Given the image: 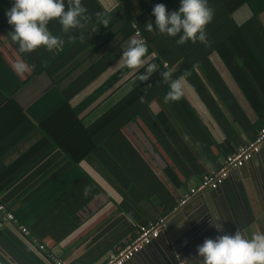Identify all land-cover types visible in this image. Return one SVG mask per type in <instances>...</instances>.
I'll return each mask as SVG.
<instances>
[{"label": "crops", "instance_id": "crops-1", "mask_svg": "<svg viewBox=\"0 0 264 264\" xmlns=\"http://www.w3.org/2000/svg\"><path fill=\"white\" fill-rule=\"evenodd\" d=\"M80 1L87 7L99 4L106 12L120 4L118 0ZM69 2L66 0V4ZM124 3L133 13L139 11L136 0H124ZM88 9L92 17L93 11ZM232 17L235 26L246 22L250 28L217 31L209 40L213 44L209 47L212 51L201 61L192 63L187 75L179 78L183 96L211 136L208 147L218 165L206 155L189 130L164 114L157 100L151 101L118 131H107L103 144L96 148L90 139H82L78 136L80 133L73 134L66 146L79 155L77 164L83 173H76L72 181L66 182L60 176L72 165L71 161L61 156L55 146L43 153L44 144H47L43 140L31 147L38 138L28 137L18 143L7 159L11 163L25 153L0 175V198L6 203L23 204L41 189L50 186L52 191L27 217L26 224L9 221L0 227V264H104L111 252L131 242L139 225L161 217L166 219L179 206L182 194L189 187L196 185L208 170L217 168L227 154L257 134L264 125V14L258 16L257 26L263 27L259 30L253 28L254 22L249 20L251 11L246 5L236 9ZM92 27L81 37L88 39L100 30L94 24ZM81 31L73 29V35L77 37ZM0 55L8 69L14 70L18 61L24 63L14 55L11 45L1 34ZM24 64L27 70L28 65ZM17 73L25 78L22 72ZM43 81L44 85L49 82L47 88L50 80L44 73L25 84L14 103L23 106L30 102L45 89L35 90ZM97 84L95 81L89 85L84 94ZM32 90L35 92L31 93ZM11 107L9 100L0 104V119ZM55 152L57 156L49 158ZM253 157L244 164L249 171L255 168ZM21 168L16 176L14 173ZM229 175L223 184L236 212L241 214L246 210L253 219L257 235H261L260 232H264V192L259 179L253 181L248 173L238 175L237 180ZM236 187L240 201L234 190ZM207 203L211 207L209 213L200 219L182 216L170 225L169 234L178 237L182 228L188 226L195 236L202 235L205 228L211 227L213 213L222 221L225 216L223 201L217 195L210 197ZM207 203L204 200L198 206L206 209ZM181 222L182 227L177 228ZM23 227L28 233L22 231ZM222 232L212 227L209 238L211 235L215 239ZM156 242L143 247L125 264L171 263L162 239ZM40 244L43 249L39 248ZM196 249L197 246L191 250L184 247V256L173 252V257L177 263L180 259L185 264H202V258L196 257Z\"/></svg>", "mask_w": 264, "mask_h": 264}, {"label": "trees", "instance_id": "trees-1", "mask_svg": "<svg viewBox=\"0 0 264 264\" xmlns=\"http://www.w3.org/2000/svg\"><path fill=\"white\" fill-rule=\"evenodd\" d=\"M118 1L120 4L109 12L99 4L91 7L82 5L86 9V21H83L85 27L77 37L73 35V29L65 33L59 23L51 21L49 30L64 41L59 50L49 52L41 46L32 52L21 54L18 45L10 39L8 32L11 26L5 16L6 9L12 6V0H0V34L11 45L14 55L28 65V69L22 72L25 78H21L17 71L8 69L3 64L0 55V104L5 100L12 102L11 110L0 119V175L25 154L22 153L11 163L7 160L15 152L18 143L33 137L38 139L31 147L43 140L47 143L44 144L43 153L55 146L61 156L71 161L72 165L60 176L66 182L72 181L76 178V173L83 172L77 164L79 155L71 152L66 141L72 140L73 134L80 133L78 136L87 141L90 139L96 148L103 144L107 131H118L126 126L153 100L161 104L166 112L164 114L170 115L173 122L175 120L178 125L182 124L184 129L189 130L188 133L198 140L206 155L218 165L208 147L212 142L211 136L183 96L179 78L187 75L192 63L201 61L212 51L209 47L213 44L209 40L217 31L220 33L250 28L246 26V22L234 25L232 14L239 7L248 6L252 15L249 20L254 22L253 28L262 29L257 24L258 16L264 14V0H207L214 14L211 22L205 26L204 43H178L179 34L172 37L160 34L155 28L152 31L146 29L148 22H152L154 26L151 10L155 4L162 3L167 10H175L179 6V0H136L139 5L137 13H133L124 0ZM88 8L93 11L92 17ZM101 22L104 23L103 27ZM91 24L100 27V30L93 36L89 35L88 39L81 37L86 30L93 29ZM136 31L139 35L135 34ZM132 40L143 41L146 45L145 67L156 66L149 79L143 82L138 80V76L144 74L146 69H128L121 59V53ZM42 73L50 80V85L26 105L14 103L15 96L25 84H30ZM163 73H168L167 78ZM95 81H98L97 86L84 94L87 87ZM173 83L179 85L180 96L166 102L165 97L172 90ZM13 139L16 140L7 146ZM56 156L57 152L49 158ZM21 171L22 168L14 174L17 176ZM49 191H52L50 186L41 189L23 204L16 201L6 203L2 198L0 202L12 213L13 221L26 224L27 217L40 207V201L44 200Z\"/></svg>", "mask_w": 264, "mask_h": 264}, {"label": "clouds", "instance_id": "clouds-1", "mask_svg": "<svg viewBox=\"0 0 264 264\" xmlns=\"http://www.w3.org/2000/svg\"><path fill=\"white\" fill-rule=\"evenodd\" d=\"M86 9L80 0H12V6L5 11L7 23L11 26L8 32L13 43L18 45L21 54L29 53L43 46L46 51L59 50L64 41L54 36L49 30V23L55 20L61 25L63 32L85 27ZM213 9L208 6L207 0H179L175 10H167L162 3L152 7V22L146 24V29L155 28L160 34L177 36L178 43L191 41L195 43L206 42L205 26L213 18ZM147 51L143 41L132 40L127 49L121 53L123 65L128 69L138 71L141 67L146 69L139 74L138 80L143 82L149 79L155 70V65L145 67ZM26 65L17 62L14 70L23 72ZM167 78L168 73L162 74ZM171 91L166 95L165 101L176 100L180 96V87L177 83L171 85ZM218 214L210 217L211 226L217 231H223V223ZM182 227V222L177 228ZM196 257L202 258V264H264V235H255L246 238L239 231L232 234L218 235L215 239H205L197 246Z\"/></svg>", "mask_w": 264, "mask_h": 264}, {"label": "water", "instance_id": "water-1", "mask_svg": "<svg viewBox=\"0 0 264 264\" xmlns=\"http://www.w3.org/2000/svg\"><path fill=\"white\" fill-rule=\"evenodd\" d=\"M253 159L255 168H253L252 171H249V168L244 165L233 169L229 176L231 177L232 175L237 180L239 178L238 175L241 174L245 176V174L248 173L252 177L253 181H256V178L259 179L261 189L264 192V140L260 146L258 154L256 153V156H254ZM256 185H258V181ZM234 190L236 191L235 193L238 197V201H240L237 187L234 188ZM217 195L219 199L223 201L222 205L225 210V216L221 221V223H223L222 234H232L235 231H239L246 238H252L253 236L257 235L253 219L246 210H243L241 214L236 212L235 206L231 202L232 199L224 184L220 185L216 189H204L193 195L185 204L176 207V209L166 218L165 230L159 234L157 239L152 241L153 244H155L157 240L160 241L162 239V244L164 245L163 249L171 261V263L166 262L167 264H178L177 260H175L173 257L174 251L176 253H181V256H184L183 253L186 251L183 250L184 247L188 250H191L192 248H196V246L202 244L205 239H213V236L211 235L209 238V233L210 229H212V226L205 228L202 235L199 236H195L193 233H191L188 226H186L182 228V233L178 237L169 234V227L170 225L172 226L173 223L177 222L178 219L182 218V216L187 217L188 215H192L193 218L200 219L202 216L210 212L211 207H209L207 203L209 198H215ZM204 200L206 201L208 207L206 209L199 208L198 205H201L202 201Z\"/></svg>", "mask_w": 264, "mask_h": 264}, {"label": "built area", "instance_id": "built-area-1", "mask_svg": "<svg viewBox=\"0 0 264 264\" xmlns=\"http://www.w3.org/2000/svg\"><path fill=\"white\" fill-rule=\"evenodd\" d=\"M135 34L139 35V32L136 31ZM263 140L264 125L259 128L257 134H255L251 140L239 146L234 152L227 154L217 168L208 170L196 185L189 187V189L182 194L179 200V205L185 204L193 195L204 189H216L222 185L233 169L243 166L259 151ZM13 220L14 217L12 213L7 211L4 205L0 202V227L5 222ZM165 228V217H161L144 225H139L137 233L131 242L120 250L111 252L104 264H125L143 247L157 239L159 234L163 232ZM22 231L28 233V230L25 227L22 228ZM39 248L43 249V245L40 244ZM175 255L177 256V254ZM178 264L185 263L178 260Z\"/></svg>", "mask_w": 264, "mask_h": 264}, {"label": "rangeland", "instance_id": "rangeland-1", "mask_svg": "<svg viewBox=\"0 0 264 264\" xmlns=\"http://www.w3.org/2000/svg\"><path fill=\"white\" fill-rule=\"evenodd\" d=\"M44 80H47V79H44ZM41 81V80H40ZM49 82L48 81H46V83H45V85H44V81H43V83H40V86H37L36 88H35V90H37V92L39 91V90H42L43 88H45V86L48 84ZM35 90H32L31 91V93L34 91L35 92ZM30 93V92H29Z\"/></svg>", "mask_w": 264, "mask_h": 264}, {"label": "flooded vegetation", "instance_id": "flooded-vegetation-1", "mask_svg": "<svg viewBox=\"0 0 264 264\" xmlns=\"http://www.w3.org/2000/svg\"><path fill=\"white\" fill-rule=\"evenodd\" d=\"M224 185H225V184H224ZM256 219H257V218H256ZM257 222H258V224H257V225H259V221H257ZM255 224H256V222H255ZM258 230H259V231H261V228H260V227H258ZM260 233H262V234L264 235V232H263V231H262V232H260ZM262 234H261V235H262ZM213 239H214V236H213Z\"/></svg>", "mask_w": 264, "mask_h": 264}]
</instances>
